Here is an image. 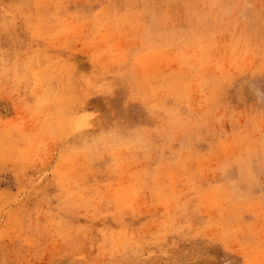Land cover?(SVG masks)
<instances>
[{
  "label": "rangeland",
  "instance_id": "rangeland-1",
  "mask_svg": "<svg viewBox=\"0 0 264 264\" xmlns=\"http://www.w3.org/2000/svg\"><path fill=\"white\" fill-rule=\"evenodd\" d=\"M0 264H264V0H0Z\"/></svg>",
  "mask_w": 264,
  "mask_h": 264
}]
</instances>
